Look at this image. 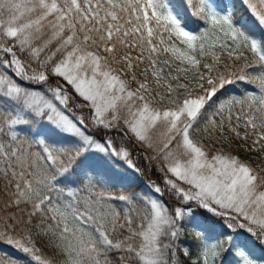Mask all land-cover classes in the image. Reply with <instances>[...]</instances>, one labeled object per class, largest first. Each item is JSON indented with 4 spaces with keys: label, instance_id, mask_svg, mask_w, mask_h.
Returning a JSON list of instances; mask_svg holds the SVG:
<instances>
[{
    "label": "snow or ice",
    "instance_id": "snow-or-ice-1",
    "mask_svg": "<svg viewBox=\"0 0 264 264\" xmlns=\"http://www.w3.org/2000/svg\"><path fill=\"white\" fill-rule=\"evenodd\" d=\"M0 264H264V0H0Z\"/></svg>",
    "mask_w": 264,
    "mask_h": 264
},
{
    "label": "trees",
    "instance_id": "trees-1",
    "mask_svg": "<svg viewBox=\"0 0 264 264\" xmlns=\"http://www.w3.org/2000/svg\"><path fill=\"white\" fill-rule=\"evenodd\" d=\"M242 155H245V154H242Z\"/></svg>",
    "mask_w": 264,
    "mask_h": 264
},
{
    "label": "rangeland",
    "instance_id": "rangeland-1",
    "mask_svg": "<svg viewBox=\"0 0 264 264\" xmlns=\"http://www.w3.org/2000/svg\"><path fill=\"white\" fill-rule=\"evenodd\" d=\"M190 239V238H189Z\"/></svg>",
    "mask_w": 264,
    "mask_h": 264
}]
</instances>
